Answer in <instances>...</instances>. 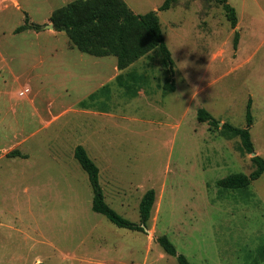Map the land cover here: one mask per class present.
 <instances>
[{"label": "rangeland", "instance_id": "1", "mask_svg": "<svg viewBox=\"0 0 264 264\" xmlns=\"http://www.w3.org/2000/svg\"><path fill=\"white\" fill-rule=\"evenodd\" d=\"M71 1L0 0V264H178L159 236L191 264H264V173L244 189L219 188L249 175L252 156L197 119L204 109L219 126L248 128L251 100L249 133L264 159V0H227L235 29L220 0L166 11L164 0H123L135 14L157 12L173 60L168 93L157 53L118 72L114 57L83 54L49 30ZM25 18L40 31L15 33ZM129 73L141 78L134 98L115 82ZM78 145L99 169L105 202L129 222L140 224L139 202L154 190L144 232L91 210ZM13 150L26 158L6 157Z\"/></svg>", "mask_w": 264, "mask_h": 264}, {"label": "trees", "instance_id": "2", "mask_svg": "<svg viewBox=\"0 0 264 264\" xmlns=\"http://www.w3.org/2000/svg\"><path fill=\"white\" fill-rule=\"evenodd\" d=\"M177 0H164L159 11L169 10ZM223 11L232 29L236 28L237 17L234 8L227 0H220ZM49 22L56 32H64L70 43L81 53L96 58L112 56L116 59V69L121 72L141 58L148 57L151 53H157L161 60L163 70L166 72L167 81L161 87L165 93L174 92L173 82V60L165 43L164 35L160 26L157 12L150 11L145 14H135L123 0H74L53 11ZM40 31L37 24H29L25 18V24L15 29V33L24 30ZM239 34L234 32L233 46L236 49ZM141 78L134 73L127 76L119 74L115 82L129 98L137 96L141 90ZM105 86L89 95L88 99H96ZM81 107L87 108L85 102ZM246 124L248 128L238 129L229 123L215 120L207 111L201 109L197 113V119L201 123H207L216 128L226 138L238 137L242 149L247 154L254 152L249 127L252 124L251 100L245 109ZM8 158H26L17 150L6 154ZM73 158L81 170L87 175L90 189L92 191L91 210L104 216L110 223L118 228L144 232L150 218V212L155 201L154 190H148L142 196L138 211L140 224L136 225L121 217L105 202L102 187L99 183V169L95 162L89 157L83 146H76ZM254 170L249 175L231 174L217 182V186L227 190H240L248 187L251 182L256 181L264 173V159L258 155L251 157ZM165 254L175 257L178 264H191L185 256L177 254L174 245L166 236L155 239Z\"/></svg>", "mask_w": 264, "mask_h": 264}, {"label": "water", "instance_id": "3", "mask_svg": "<svg viewBox=\"0 0 264 264\" xmlns=\"http://www.w3.org/2000/svg\"><path fill=\"white\" fill-rule=\"evenodd\" d=\"M47 27H48L49 30H53L52 24H49ZM254 155H255L254 153L251 154V156H254ZM144 229H146V228H144Z\"/></svg>", "mask_w": 264, "mask_h": 264}, {"label": "built area", "instance_id": "4", "mask_svg": "<svg viewBox=\"0 0 264 264\" xmlns=\"http://www.w3.org/2000/svg\"><path fill=\"white\" fill-rule=\"evenodd\" d=\"M26 93H28V90H25L24 92H22L21 95H24Z\"/></svg>", "mask_w": 264, "mask_h": 264}, {"label": "crops", "instance_id": "5", "mask_svg": "<svg viewBox=\"0 0 264 264\" xmlns=\"http://www.w3.org/2000/svg\"><path fill=\"white\" fill-rule=\"evenodd\" d=\"M115 71H117V69ZM1 153H2V151L0 152V156H1Z\"/></svg>", "mask_w": 264, "mask_h": 264}]
</instances>
